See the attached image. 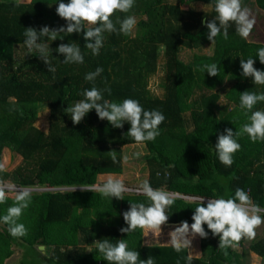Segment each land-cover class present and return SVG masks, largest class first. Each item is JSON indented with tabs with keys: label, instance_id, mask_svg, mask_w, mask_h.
<instances>
[{
	"label": "trees",
	"instance_id": "1",
	"mask_svg": "<svg viewBox=\"0 0 264 264\" xmlns=\"http://www.w3.org/2000/svg\"><path fill=\"white\" fill-rule=\"evenodd\" d=\"M59 2L69 0H0V163L5 149L22 158L12 171L0 172V183L32 191V202L18 221L27 228L26 236L13 238L0 221V264L19 247L39 246L45 247L52 264H109L96 245L105 238L113 244L127 240L129 250L138 251L142 260L153 257L155 264H241L242 257L250 253L264 260V233L250 240L248 250L239 253L229 248L225 255L219 249V237L204 225L208 238H199L201 256L190 261L189 249L177 253L171 245H144L142 229L121 233L128 226L123 213L131 202L147 205V198L136 192L124 193L123 200L105 198L88 188L100 175L122 173L123 147L137 144L126 134L130 124L113 128L93 109L80 124L73 125L64 111L84 99L85 89L96 87L111 90V94L103 92L105 100L120 103L131 98L145 110L164 114L160 135L143 145L150 185L175 194L165 224L187 221L191 225L198 205L194 198H205L206 206L208 199L234 197L237 188L249 194L264 218V142L253 143L247 134L238 137L241 149L234 154L231 167L219 161L215 150L218 136L226 128L235 132L249 122L239 107L241 93L264 92V85L242 77L240 67L241 59L252 58L254 67L264 71L257 56L258 49L264 48V0H242L256 20L247 39L232 24L228 39L221 32L214 43L207 39L206 23L216 15L215 0H135L129 13L117 12L112 17L115 23L117 17L134 16L137 23L132 33H104L99 55L93 56L84 47L83 32L63 40H38L49 43V59L56 68L52 73L38 52H29L24 32L29 27L37 31L43 26L66 27L56 13ZM196 4L203 8L196 10ZM258 27L263 33L259 37ZM69 42L80 46L83 64L62 62L64 56L55 49ZM207 44L213 47L211 55L183 61L184 49ZM213 63L220 69L218 76L198 70ZM98 67L103 68L101 75L94 82L86 81L85 75ZM160 70L163 75L157 91L149 81ZM223 97L228 99L226 104H221ZM44 109L49 111L48 131L35 125ZM256 110L264 111V102H258L252 111ZM113 150L117 163L108 154ZM13 202L14 197L9 196L0 204V217Z\"/></svg>",
	"mask_w": 264,
	"mask_h": 264
},
{
	"label": "clouds",
	"instance_id": "2",
	"mask_svg": "<svg viewBox=\"0 0 264 264\" xmlns=\"http://www.w3.org/2000/svg\"><path fill=\"white\" fill-rule=\"evenodd\" d=\"M134 3L135 0L59 2L56 13L66 21V27L43 26L39 31L29 27L24 32V44L29 52L33 50L38 52L39 58L48 66V71L55 73L56 68L49 59L51 50L49 43H38V40L42 41L44 37H47L48 41L63 40L65 36L83 32V38L86 41L84 47L89 49L93 56L99 55L104 43V33L123 35L132 33L137 23L134 16H125L123 19L117 17L115 23L112 17L117 12L129 13L134 7ZM214 11L216 13L214 19L206 23L209 30L207 39L212 43L221 32L223 38L227 40L228 30L232 24H235L236 32L242 39H247L251 35L256 20L252 16L251 10L242 5V0H215ZM117 24H119V28H117ZM85 25L89 27L85 28ZM55 51L64 56L62 61L64 64L84 63V54L77 43H61ZM257 56L260 63L264 64V48L258 49ZM240 67L242 68V77H252L255 85H264V71L254 67L252 58L247 59L246 62L241 59ZM198 70L207 72L213 77L220 74V69L215 63L205 64ZM102 72L103 68L98 67L94 72L87 73L85 80L94 82ZM105 91L111 94L110 89L101 90L96 87H92L90 90L85 89L82 92L84 99L64 110L66 114L70 115L73 125L80 124L86 114L94 109L98 118L102 121L107 120L113 128L121 129L125 122L130 124L126 134L135 143L143 145L145 142L155 141L160 135L159 126L166 119L164 114L159 110H145L138 100L131 98L120 103L105 100L103 98ZM258 102H264V92H242L239 107L248 117L249 122L235 132L226 128L224 133L218 136L215 150L219 161L225 167L232 166L234 154L241 149V145L237 142L238 137L247 134L253 143L264 142V111H252ZM249 113H251L250 116ZM108 154L113 163L118 162L115 150ZM5 170V165L0 163V172ZM97 190L103 197L111 199L115 197L123 200L125 199L124 193L129 191H135L147 198L149 201L147 205L131 202L130 209L123 213V219L128 226L122 227L120 232L127 234L139 228L145 230V235L151 232L154 236H159L161 226L165 225L169 219L167 209L173 205L175 199V194L154 189L148 180L142 181L135 189H130L126 187L122 179L110 177ZM10 193H14L13 205L7 208L6 214L0 217V221L8 226L7 231L13 238L24 237L28 230L23 223L18 221L32 202V191L29 188L17 189L15 185L0 183V204L7 202ZM194 199L198 200V205L192 216L194 222L189 225L187 221H181L180 225L169 233L168 243L177 253L183 249H189L192 239L196 237L208 238L209 233L205 231L204 225H207V229L213 236L219 237V249L227 255V249L236 248L242 239H255L256 229L264 224V218L259 214L262 210L241 188L235 190V195L232 198L208 199L206 206H204L205 198ZM146 243L148 244V242ZM96 245L98 252L109 264H155L153 257L149 256L146 260H142L138 251L129 250L128 242L125 239L117 240V243L113 244L105 238L102 241H97ZM148 246L150 245L148 244ZM188 259L190 261L191 256Z\"/></svg>",
	"mask_w": 264,
	"mask_h": 264
},
{
	"label": "rangeland",
	"instance_id": "3",
	"mask_svg": "<svg viewBox=\"0 0 264 264\" xmlns=\"http://www.w3.org/2000/svg\"><path fill=\"white\" fill-rule=\"evenodd\" d=\"M23 2H29L30 0H22ZM177 0H171V2H175ZM203 6V4H199ZM195 9H201L198 5L193 6ZM258 37L259 34L262 33L261 27H258ZM263 34V33H262ZM213 53V47L211 45H204L202 48L197 49H189L186 48L182 51V59L184 62H190L192 61L193 57L195 55L198 56H204V55H211ZM160 63H163L162 60H160ZM163 72L162 70L158 71V73L151 77L149 81V85L152 89L157 90V84L159 81V77H162ZM158 91V90H157ZM230 99V97H229ZM227 98L223 97L221 100V104L227 103ZM35 125L40 128L41 130L48 131L49 128V111L44 109L39 115L36 120ZM139 153V155H137ZM147 155V149L144 145L140 144H133V145H127L123 147V171L121 174H105L98 176L96 184H94L92 187L88 189H92L94 191H98V187L101 186L104 182L107 181L108 178H117L122 179L126 185V187L130 189H135L139 186V184L147 180L148 178V166L145 161V157ZM127 157V159H125ZM22 162V158L20 156H13V154L8 150L5 149L3 151V158L2 163L5 165V169L8 171H12L14 168H16L20 163ZM11 183L6 182L4 185H9ZM12 185V184H11ZM84 190L82 188H77ZM87 189V188H86ZM46 190L44 188H40L39 191ZM53 190V189H49ZM135 191H129L127 193H132ZM10 197H14V193L9 194ZM187 199V198H186ZM189 201H194L192 198H188ZM180 224L176 225H169L165 224L161 226V233L159 236H154L151 232H148L147 235H145V230H143V244L144 245H170L168 242L170 240L169 233L175 229V227L179 226ZM257 235H261L264 233V224H262L259 228L256 230ZM256 235V236H257ZM148 242V244L146 243ZM250 240H246L243 246L236 247V249L241 253L243 250H248L250 246ZM91 248H87V250H90ZM189 255L191 257H198L201 256L200 246H199V237H196L192 239L191 247L189 248ZM241 264H264V260L258 258L255 254H248L247 256L242 257Z\"/></svg>",
	"mask_w": 264,
	"mask_h": 264
},
{
	"label": "crops",
	"instance_id": "4",
	"mask_svg": "<svg viewBox=\"0 0 264 264\" xmlns=\"http://www.w3.org/2000/svg\"><path fill=\"white\" fill-rule=\"evenodd\" d=\"M201 9L203 8L201 5L196 4ZM196 9V10H201ZM2 264H52L49 262L48 258L45 254V247L41 249L40 246L36 249H27V248H17L12 256L4 259Z\"/></svg>",
	"mask_w": 264,
	"mask_h": 264
},
{
	"label": "water",
	"instance_id": "5",
	"mask_svg": "<svg viewBox=\"0 0 264 264\" xmlns=\"http://www.w3.org/2000/svg\"><path fill=\"white\" fill-rule=\"evenodd\" d=\"M41 249H44V246H40Z\"/></svg>",
	"mask_w": 264,
	"mask_h": 264
}]
</instances>
